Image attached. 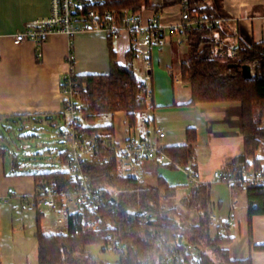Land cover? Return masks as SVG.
I'll use <instances>...</instances> for the list:
<instances>
[{"label":"trees","instance_id":"trees-1","mask_svg":"<svg viewBox=\"0 0 264 264\" xmlns=\"http://www.w3.org/2000/svg\"><path fill=\"white\" fill-rule=\"evenodd\" d=\"M213 0H164L162 4H152L150 0H107L100 11L130 10L140 14L144 10L159 13L169 6L185 2L192 18L205 16L207 23L185 29L187 36L188 59L181 66L182 82L192 89L189 105L239 103L242 111V129L244 151L227 166V172L239 175L250 166L260 168L264 159L256 157L264 141V44H247L235 41L233 34L225 27L220 15L212 7ZM93 9L89 7L87 10ZM110 72L93 75L75 74L73 77L81 91V116L86 133L94 134L101 147L108 150L109 141L115 138L113 125H96L101 116L124 111L129 118V125L136 124V113L149 108L148 97L144 92V82L135 73L136 56L131 48L127 55V65L117 59V51L110 39ZM237 51V55H233ZM72 54L74 51L72 49ZM254 67L255 75L246 78L243 65ZM237 65L238 68L231 67ZM67 86L64 78L62 88ZM152 94V93H151ZM152 99V98H151ZM83 101V102H82ZM64 106V105H63ZM65 107V106H64ZM153 107V106H152ZM64 109L57 115H49L47 121H58L64 115ZM187 143L166 147V153L172 162L171 169L197 168L196 143L198 131L187 129ZM8 148L0 140V159L8 154ZM61 163H69L67 150L60 153ZM252 159V163L250 162ZM84 170L96 179L115 213L105 214L101 231L91 230L75 234L79 221L72 222L66 232L46 234L42 228V213L37 214V250L38 264H112L91 257L87 247L121 239L128 247L127 254L120 256L117 264H169L161 255V246L151 230L164 233L167 242L179 247L194 245L200 252L199 264H254L251 258L233 260L224 247L233 242L227 227L217 228L213 235L210 228L215 204L212 200L213 187L209 183L190 184L189 193L180 202L186 211L196 212L198 223L190 222L188 216L167 207L164 202L176 198L179 186H170L161 177L157 185H150L135 176H123L119 173V164L114 158L103 164L86 162ZM36 183L42 182L56 187L69 184V177L64 170L46 171L32 174ZM31 175V176H32ZM249 200V223L256 215L264 214V187H250L247 190ZM35 203L38 198L35 197ZM36 207V206H33ZM37 208V207H36ZM151 211L157 219L148 224H140L135 217L141 211ZM116 224V225H115ZM115 225V227H113ZM111 234V237L109 236ZM104 248V247H103ZM264 250V245L256 247ZM107 248L103 251L106 252Z\"/></svg>","mask_w":264,"mask_h":264},{"label":"crops","instance_id":"crops-1","mask_svg":"<svg viewBox=\"0 0 264 264\" xmlns=\"http://www.w3.org/2000/svg\"><path fill=\"white\" fill-rule=\"evenodd\" d=\"M163 1L151 0V3L160 5ZM211 5L233 34L235 41L264 44V0H213ZM50 13V0H0L1 139L2 130L10 132L14 130L12 126L16 123L25 128L35 122L48 124L46 118L49 115H57L64 109L62 82L63 76L70 69L67 61L72 49L76 74L100 75L110 72V39L100 31L80 32L73 38L55 33L41 44L33 41L15 44L18 33L26 32L34 20L47 18ZM155 14L153 10L143 11L147 19L153 18ZM180 14V5L169 6L159 12L166 26L178 24L181 21ZM179 38L182 36L174 32L170 37V44L153 51V78L148 84L152 99L148 98V109L136 113V124L130 126L127 113L118 111L106 114L107 122L98 124L103 117L101 116L96 125H113L115 140L118 141H124L130 135L153 133L155 128L162 127L166 131V137L162 140L165 148L185 145L187 129L195 128L198 131L195 145L196 170L200 174L201 183L211 182L216 172L228 171L227 166L244 151L242 108L239 103L189 105L192 89L182 82L181 73L182 64L189 60L188 50L186 45L177 43ZM113 46L119 63L127 65L128 51L132 48L130 36L125 34L121 39L113 41ZM134 61L135 73L143 82V64L138 59ZM160 67L165 69L168 79L166 82L160 81L157 86L154 73ZM251 67L254 74L253 66ZM262 142L260 148H264V141ZM216 152H221L217 157L219 162H215L213 158ZM258 152L256 157L264 159V155L258 156ZM60 160L61 157H58L59 162ZM252 161L250 159L251 163ZM208 163L213 168H207ZM13 165L17 166L16 159ZM129 169H132L130 176L150 185H157L162 177L170 186H179L178 193L185 190L184 194L187 195L189 191L188 174L180 168L171 169L167 164L157 165L146 161L131 165ZM36 185L33 175L16 178L8 175L6 157L0 159V200L20 194L27 200L32 198L35 203ZM9 189L14 191L13 195L8 194ZM228 189L221 196L217 195V190L215 194L212 193L215 204L213 215L219 220L218 228L227 227L233 238V242L224 248L229 251L233 260L251 258L254 264H264V250L256 249L264 245V214L254 216L249 223L250 204L247 192L240 188ZM189 216L190 222H199L196 212H190ZM42 228L44 230V225ZM217 231L213 230V235Z\"/></svg>","mask_w":264,"mask_h":264},{"label":"built area","instance_id":"built-area-1","mask_svg":"<svg viewBox=\"0 0 264 264\" xmlns=\"http://www.w3.org/2000/svg\"><path fill=\"white\" fill-rule=\"evenodd\" d=\"M107 0H50L51 13L49 17L41 20H34L26 32L18 33L15 37V44L20 45L27 41L37 44L48 40L55 33L66 34L73 38L80 32H103L112 41L121 39L125 34L130 36L131 46L136 59L143 64L144 92L151 98V89L148 84L152 81L151 74L153 65V51L170 44V37L178 32L182 38L177 40L182 45L187 39L185 29L198 24L207 23L205 16L192 18L187 9V4H181V21L178 24L166 26L161 17L155 15L153 18H145L142 13L135 14L130 10H96L102 7ZM89 7L93 9L87 10ZM237 55V51L232 52ZM69 72L63 77L67 80V86L63 89L64 115L58 121L49 122L53 128L60 130L64 140L65 149L68 152L69 163L67 172L69 184L65 187H56L47 183L36 185L34 196L38 202L33 206H41L48 209L53 215L56 223L66 231L72 222L79 221L81 227H77L75 234L89 232L91 230L101 231L102 223L105 221V214L115 213L108 200L105 198L101 187L96 179L84 170L86 162L103 164L114 158L119 164V173L123 176H130L128 169L131 165H139L146 161H152L157 165L171 163L172 160L162 146V140L166 137V131L162 128H155L153 133L135 135L126 138L124 141L111 139L108 150L101 147L99 139L84 131L85 123L81 116L79 84L75 81L74 75V54L68 58ZM255 74V72H254ZM62 122V124H61ZM189 177L190 184H199L200 174L193 167L180 168ZM216 181L224 182L231 188H240L247 192L250 187H264V165L255 168L253 165L243 170L239 175H233L227 171H218L214 174ZM8 194L13 195L12 189ZM43 215V214H42ZM135 219L140 224H148L157 219L155 214L149 210L141 211ZM219 220L212 216L210 223L211 230L218 228ZM116 225V224H115ZM113 225V227H115ZM152 236L157 237V243L161 246V255L169 264H199L200 252L194 246L185 245L179 247L167 242L165 234L151 230ZM111 237V234L109 235ZM179 244V245H178ZM104 248L125 256L128 251L126 244L121 239H114L106 243Z\"/></svg>","mask_w":264,"mask_h":264},{"label":"rangeland","instance_id":"rangeland-1","mask_svg":"<svg viewBox=\"0 0 264 264\" xmlns=\"http://www.w3.org/2000/svg\"><path fill=\"white\" fill-rule=\"evenodd\" d=\"M141 13L143 14V12ZM155 15L160 17L157 12ZM186 41L187 39L184 40L182 45H186ZM154 74L157 86L160 81L166 82L168 79L163 67L155 70ZM140 77L142 76L140 75ZM104 122H107L105 115H103L98 124ZM12 127L14 130L10 132L2 130V139L0 137L1 142L9 151L6 156L8 175H12L14 178L17 176L28 177L35 173L67 169L66 163L58 161L60 153L66 150L59 129L53 128L50 123L40 124L36 122L26 128L19 123L14 124ZM220 154L221 152L215 153V157H213L215 162H219L220 159L217 157ZM263 155L264 148L262 147L258 152V156ZM14 159L17 161V166L13 165ZM206 167L213 168L209 163L206 164ZM131 170L127 171L128 174ZM210 181L206 183H213L212 193L215 194V190H217L218 196L226 193L229 190L228 187L231 188L226 183L216 181L214 178ZM184 192L185 190H180L176 198L164 203L167 207L177 208L179 213L188 216L190 219L189 212L185 210L180 202L183 197L188 195V193L185 195ZM33 203L34 200L32 198L27 200L20 194L0 200L1 264H38L37 239L35 234L37 232V214L39 211L43 214L41 221L46 234L66 232L63 227L61 228L56 223L54 215L48 209L43 206L40 208L33 207ZM196 220L197 216L194 217V221ZM103 249V245L94 244L87 247L86 251L91 257L98 258L103 262L119 263L121 255L109 249L105 252Z\"/></svg>","mask_w":264,"mask_h":264},{"label":"water","instance_id":"water-1","mask_svg":"<svg viewBox=\"0 0 264 264\" xmlns=\"http://www.w3.org/2000/svg\"><path fill=\"white\" fill-rule=\"evenodd\" d=\"M231 67L238 68L237 65H231ZM242 71L246 78H252L254 76L251 65L248 64L243 65Z\"/></svg>","mask_w":264,"mask_h":264}]
</instances>
